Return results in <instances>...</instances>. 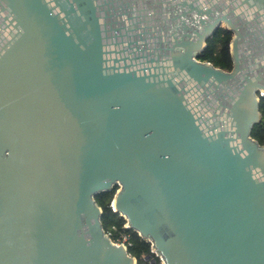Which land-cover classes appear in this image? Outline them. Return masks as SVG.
Masks as SVG:
<instances>
[{"label":"water","instance_id":"obj_1","mask_svg":"<svg viewBox=\"0 0 264 264\" xmlns=\"http://www.w3.org/2000/svg\"><path fill=\"white\" fill-rule=\"evenodd\" d=\"M262 98L264 0H0V264H138L115 185L163 264H264Z\"/></svg>","mask_w":264,"mask_h":264},{"label":"trees","instance_id":"obj_2","mask_svg":"<svg viewBox=\"0 0 264 264\" xmlns=\"http://www.w3.org/2000/svg\"><path fill=\"white\" fill-rule=\"evenodd\" d=\"M233 34L226 28H218L216 32L207 40V47L201 52L197 58L200 61L211 62L214 66L226 71H231L233 61L230 54V43ZM260 111L262 114V122L254 125L251 135L261 145H264V98L260 103ZM116 189L112 191L102 192L95 196L96 202L103 209L101 221L105 232H113L115 237L122 232H128L131 235L132 246L128 252L131 256L138 260V264H160L159 258L155 257L152 252V244L143 239L136 231L125 228L127 220L112 209V203L116 194ZM150 256L147 260L146 257ZM154 261V263H153Z\"/></svg>","mask_w":264,"mask_h":264},{"label":"built area","instance_id":"obj_3","mask_svg":"<svg viewBox=\"0 0 264 264\" xmlns=\"http://www.w3.org/2000/svg\"><path fill=\"white\" fill-rule=\"evenodd\" d=\"M112 209L114 211L113 203H112ZM125 228H128V224H125ZM106 235L111 239V241L116 245H126L127 249L132 246V239L131 235L128 232H122L119 236L115 237L113 232H106ZM154 254H157L161 260L162 263H164L162 257L157 252L153 251Z\"/></svg>","mask_w":264,"mask_h":264},{"label":"rangeland","instance_id":"obj_4","mask_svg":"<svg viewBox=\"0 0 264 264\" xmlns=\"http://www.w3.org/2000/svg\"><path fill=\"white\" fill-rule=\"evenodd\" d=\"M115 189H116V191L117 190H119L120 189V185H115V187H114ZM155 257H157V258H159V260H160V264H163L162 263V260H161V258L157 255V254H155Z\"/></svg>","mask_w":264,"mask_h":264}]
</instances>
